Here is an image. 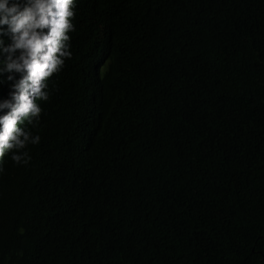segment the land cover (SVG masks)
Returning a JSON list of instances; mask_svg holds the SVG:
<instances>
[{
	"label": "trees",
	"instance_id": "obj_1",
	"mask_svg": "<svg viewBox=\"0 0 264 264\" xmlns=\"http://www.w3.org/2000/svg\"><path fill=\"white\" fill-rule=\"evenodd\" d=\"M69 51L0 264H264V0H80Z\"/></svg>",
	"mask_w": 264,
	"mask_h": 264
},
{
	"label": "clouds",
	"instance_id": "obj_2",
	"mask_svg": "<svg viewBox=\"0 0 264 264\" xmlns=\"http://www.w3.org/2000/svg\"><path fill=\"white\" fill-rule=\"evenodd\" d=\"M80 0H0V177L8 159L27 165L28 145L64 59L71 57Z\"/></svg>",
	"mask_w": 264,
	"mask_h": 264
}]
</instances>
